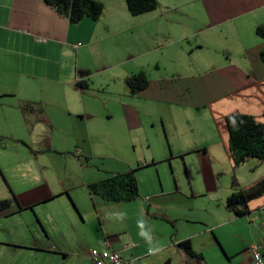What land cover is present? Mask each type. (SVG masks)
I'll return each mask as SVG.
<instances>
[{
    "label": "crops",
    "instance_id": "crops-1",
    "mask_svg": "<svg viewBox=\"0 0 264 264\" xmlns=\"http://www.w3.org/2000/svg\"><path fill=\"white\" fill-rule=\"evenodd\" d=\"M98 1L105 14L107 2ZM126 10L117 4L104 36L96 27L89 34L103 40L106 55H127L109 67L121 64L128 86L120 109L126 126L137 131L152 119L164 124L170 144L174 129L178 143L189 146L186 138L193 136L191 149L207 151L228 150L230 113L264 123V37L257 33L264 26V0H158L151 12ZM64 21L70 22L43 0H0V169L8 179L0 182V200H12L0 212V264H13L9 259L21 249L53 264H95L93 248L120 252L124 264L133 258L140 264H256L254 244L264 264V196L250 202L249 215L237 217L226 208L232 182L228 193L214 190L199 204L185 205L190 195L176 192L169 198L147 194L135 222L133 200L111 202L89 191L85 208L72 190L82 177L89 190L90 183L122 172L100 178L92 171L99 168L89 162L101 157L97 146L106 139L118 149V141L112 115L91 85L94 68L83 61L98 52L91 48L81 57V42L71 52ZM125 34L128 44L114 40ZM140 71L150 83L133 93L128 81ZM198 119L205 120L195 132ZM140 168V161L131 166ZM256 179L237 181L245 187ZM44 203L53 205L36 207ZM17 205L33 211L41 228L34 221L14 222L23 211ZM191 211L209 213L211 220L193 218ZM186 239L194 255L178 245Z\"/></svg>",
    "mask_w": 264,
    "mask_h": 264
},
{
    "label": "rangeland",
    "instance_id": "rangeland-1",
    "mask_svg": "<svg viewBox=\"0 0 264 264\" xmlns=\"http://www.w3.org/2000/svg\"><path fill=\"white\" fill-rule=\"evenodd\" d=\"M105 1L107 2V11L105 14H102L103 16H101L99 20L85 18L79 23L73 24L64 21L71 37L67 42V47L71 52H75V45L81 42L82 44L79 47L82 53L81 57L89 52L91 48L98 52L96 53L93 51V54L84 56L83 61L93 66L95 70L92 71L91 85L98 91L97 94L99 95L100 103L103 104V111L106 114L110 113L112 115L111 119L113 120L109 125L113 128L114 135L117 136L118 149H114V147L104 139L97 146V149H95L96 154L102 158L91 157L89 159L90 164L99 166V168H97L98 170H92L95 176L104 178L108 176V172H123L131 169V166L137 165L140 161L141 168L136 172L140 187V195L135 200L129 202L133 205V210L136 211L133 214V222L139 221L141 218V214L147 206L145 197L147 194H150L151 197H157L159 193L163 192L169 198L176 192L190 195L191 198H184L188 199L185 200V205H191L190 203L199 204L200 202L206 201L209 193L214 190L228 193L231 189L233 176L241 180L243 184L252 182V180L263 176L264 165L258 168L256 166L259 160L251 158L240 167L234 168L233 160L227 149H224L222 146H215L207 151L191 149L193 146L192 143L195 142L193 136L186 138L185 143L189 146L182 145L176 141L177 130L174 129H169L171 140L173 141V143L170 144L164 124L156 123L153 125L152 119L146 122L148 124L144 128L137 131L131 130L126 126L125 120L121 119L120 109L121 103L128 101L127 96H125L128 86L123 77L120 76L121 64L112 68L109 67L115 62V59L119 61L121 60L119 58L123 56L127 57V55H120L117 53L106 55L103 51L106 45L103 40L94 39V37L89 36L93 27L99 28V32L101 31L104 36V22L115 13L117 4H122L124 9H127L126 0ZM114 40L121 45H126L130 41L128 34L122 35ZM93 43L95 44L92 45ZM55 45L56 47L61 46L59 43ZM99 61L102 63L101 69ZM204 120L205 119H198L192 126V129L197 132L201 126L199 125V121L204 122ZM207 123L208 121H206V124ZM206 135L208 138L214 140L209 134ZM195 137L197 136L195 135ZM148 138L150 142H148ZM152 157L155 158L154 162L151 160ZM91 169L92 168H89V170ZM5 176L6 175H4L3 171L0 169V182L2 178H5L8 182L7 176ZM86 178H89L88 173L86 174ZM72 190L73 193H78L80 195L85 208H89V202L86 198V194H88L89 190L83 177L81 178L80 184ZM193 194L202 196L194 198L192 197ZM95 195L98 196L97 194ZM45 205L52 207L53 204L44 203L36 207H46ZM189 213H194L193 218L203 217L211 220L212 217L209 213L200 214L197 211H191ZM36 219L33 211L23 210L18 216L13 218V221L26 223H32V221H34V224H38ZM162 225L166 226L164 222H162ZM9 250L12 251L11 249ZM17 252V255L9 259L13 264H53V262L50 261H41L35 252L29 250L21 249ZM55 263L66 264L62 263L60 260H57Z\"/></svg>",
    "mask_w": 264,
    "mask_h": 264
},
{
    "label": "trees",
    "instance_id": "trees-1",
    "mask_svg": "<svg viewBox=\"0 0 264 264\" xmlns=\"http://www.w3.org/2000/svg\"><path fill=\"white\" fill-rule=\"evenodd\" d=\"M62 14L71 23H79L85 18L98 20L104 12V4L98 0H43ZM127 7L133 15H139L155 10L158 0H126ZM257 33L264 37V26L257 28ZM150 79L145 71L134 74L128 81L133 93L146 88ZM79 86H86V82L78 80ZM229 133V147L234 167H238L249 159L264 161V123L255 116L246 113L233 112L225 117ZM149 165V164H147ZM232 193L226 200V208L237 217L250 214V202L264 196V176L252 184L241 187L237 179L232 180ZM92 194L102 196L111 202H122L136 199L140 195V188L136 170L130 169L122 173H113L108 177L89 184ZM12 200H0V212L11 207ZM33 206L29 207L32 208ZM25 208L20 206L18 211ZM178 245L188 254L194 255L190 239L180 241Z\"/></svg>",
    "mask_w": 264,
    "mask_h": 264
},
{
    "label": "built area",
    "instance_id": "built-area-1",
    "mask_svg": "<svg viewBox=\"0 0 264 264\" xmlns=\"http://www.w3.org/2000/svg\"><path fill=\"white\" fill-rule=\"evenodd\" d=\"M80 45L77 44L76 46ZM263 227H264V217H263ZM254 260L256 264H263L262 255L258 251V245H253ZM90 256L94 260L95 264H124V258L120 252L113 249L99 250L93 248L90 250ZM132 264H140L137 258L131 259Z\"/></svg>",
    "mask_w": 264,
    "mask_h": 264
}]
</instances>
